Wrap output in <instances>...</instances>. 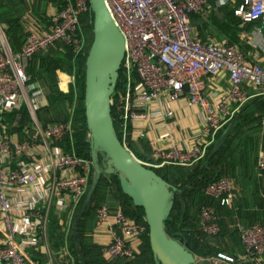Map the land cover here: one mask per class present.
I'll use <instances>...</instances> for the list:
<instances>
[{
  "label": "built area",
  "instance_id": "built-area-1",
  "mask_svg": "<svg viewBox=\"0 0 264 264\" xmlns=\"http://www.w3.org/2000/svg\"><path fill=\"white\" fill-rule=\"evenodd\" d=\"M62 1L64 5L54 15L51 29L43 35H28L22 52L0 48V232L4 235L0 264H30L25 250L47 240L53 210L71 214L66 234L73 232L74 216L93 178L92 160L79 157L73 147L77 105L71 108L69 119L46 127L36 121L34 111L49 103L28 73L30 60L58 45L72 48L78 57L88 45L82 19L90 15L89 1ZM212 1L105 0L126 41L120 87L112 99L117 134L131 151V143L149 138L152 124L161 133L159 139H152L156 148L152 153L154 162H142L147 167H192L201 162L237 113L254 97L264 96V67L249 63L234 45L205 43L192 36L191 16L202 13ZM234 14L245 23H259L264 34V0H240ZM204 76H225L229 89L208 102ZM162 99L179 102L181 109H202L200 124L191 128L186 138L167 147L161 144L177 131L171 122L177 112L162 106ZM25 107L34 120L35 134L23 140L7 136L5 117L14 114V124L18 126ZM261 125L264 133V117ZM68 139L71 152L63 146ZM41 156L47 160L39 159ZM15 160L17 168L12 167ZM257 170L264 175V142L258 150ZM205 194L223 208H235V186L228 178L208 185ZM220 221L216 209L203 207L199 230L207 237H217L221 233ZM29 222L30 238L19 242L18 228ZM97 224L107 225L111 232V242L101 250L106 260L136 258L149 235L146 223L107 206L97 210ZM234 228L244 254H219L213 264H264V222L248 226L236 219Z\"/></svg>",
  "mask_w": 264,
  "mask_h": 264
},
{
  "label": "trees",
  "instance_id": "trees-1",
  "mask_svg": "<svg viewBox=\"0 0 264 264\" xmlns=\"http://www.w3.org/2000/svg\"><path fill=\"white\" fill-rule=\"evenodd\" d=\"M82 29L84 35L86 34L85 37L88 43L87 48L82 55L76 57L72 48L58 45L64 54L63 58L51 59L48 54L45 56H41L42 54H40V56L36 55L29 62L28 73H33V69L30 68L31 61L34 58L39 59L42 70V75L40 76L45 77L48 81L53 95L57 97L55 104L58 106L60 101L71 105L73 103L74 95L72 94L71 96L67 97L58 91L56 85L57 71L62 70L70 74H75L78 101L74 117L75 130L73 135V147L79 157L91 160L90 156L86 155V152L90 150V145L87 142L89 131L86 126L84 104L86 60L93 41V26L90 15L82 19ZM31 75L34 77V79L37 76L34 73ZM119 87L120 81H118L117 90ZM246 106L248 107L246 111L243 114L241 112L238 114L240 115L239 120L235 125L233 133L227 139L219 152L210 160L209 157L214 146L210 148L204 160L192 167H181L174 165H167L161 169H153L148 167L182 192L183 198L180 196L176 197L173 211L170 218L166 222V229L174 236L176 240L185 238V240L190 244L193 254L198 257L207 258L213 254L216 256L218 254V249L222 247H224L222 252L228 253L229 248L227 245H222L219 240V243H213L210 241V239H215L219 237V235L217 237L210 238L205 236L199 230L200 219L197 221L194 216V212L197 211L196 207H213L216 209L219 216L220 213H224L227 216V214L232 211L233 213L239 211L237 204L234 209H227L221 207L219 202L208 198L205 194L208 185L221 178L232 176L235 181L236 188L240 190L242 200L244 202H248L247 200L251 199L248 203L253 200L256 206L264 209V186L262 195L260 191L259 193L257 191L261 180L260 174L257 170V158L261 140V122L262 118L264 117V96L251 99L245 105V107ZM26 109L27 108L25 107L22 112L23 118H25L24 111H26ZM243 109L244 107L242 110ZM112 114L114 117V111H112ZM60 118L61 116L56 122H60ZM67 119H69V117H67L66 120ZM228 126L225 128V130L228 128ZM223 132L218 136V139L222 136ZM63 146L68 152L72 151V143L70 139L65 141ZM129 148L134 156L141 162H154L152 159V153L150 152V146L146 141L141 140L133 142ZM262 176V178H264V175ZM101 204L109 208H116L119 206L128 217L136 220L137 222L146 223L143 209L136 208L133 205L132 200L122 192L119 177H102L99 187L94 195L92 204L88 207L86 213L80 221L79 239L81 250H78L73 233L70 239L72 242V254L75 258V264H155L153 253L150 247L149 235H147V237L144 239V245L139 255L132 260H106L101 256L99 248L90 247L88 245L85 237L83 236V224L85 223L88 216L95 211L97 218V210L100 207H103ZM82 205L78 210V214ZM244 215L245 214H243V216ZM246 215H250V219H255L250 221V224H245L243 222L245 225L249 226L255 223L264 222V213L262 216L261 214L257 215V213H248ZM226 227L228 231L223 233V237H230L229 239L231 243H233V241L236 239V243L234 245L238 246V243L239 241L241 242V240L237 230L233 227L229 228L227 225ZM236 236L238 237V240Z\"/></svg>",
  "mask_w": 264,
  "mask_h": 264
},
{
  "label": "crops",
  "instance_id": "crops-1",
  "mask_svg": "<svg viewBox=\"0 0 264 264\" xmlns=\"http://www.w3.org/2000/svg\"><path fill=\"white\" fill-rule=\"evenodd\" d=\"M239 3L240 0H214L202 13L192 15L190 19L192 36L194 39L205 43L234 45L245 54L249 63L258 64L264 67V34L260 31L259 23H245L235 16L234 10L238 7ZM63 5L62 0H0V48L6 47L11 50L12 53L22 52L28 35H43L51 29L53 17ZM46 54H48L51 59L63 58L64 56L62 50L58 46L52 48L49 52L42 54L41 56H45ZM30 68L33 69V73L37 75L34 79L31 75L33 73L31 72V74L29 73L30 76L36 82L38 89L42 92L43 96L49 103L48 107L35 108V101L31 98V102L35 108L36 121L41 126L46 127L55 123L60 116L61 121L70 117L71 108L74 105H77L78 101L75 74H70L62 70L57 71L56 85L58 91L67 97L72 94L74 95L73 103L71 105L60 101L58 106L55 104L57 97L53 95L48 81L45 77L40 76L42 75V70L39 59L34 58L31 61ZM203 79L206 84L205 95L208 102L215 101L222 97L229 89V81L225 76H220L218 78L204 76ZM255 98L257 97H254L253 99ZM161 105L177 112V118L171 121L177 131L172 139H164L161 144L162 146L167 147L174 142H180L191 133V128L197 127L200 124L202 109L199 106L181 109L179 102L170 103L164 99H162ZM24 112L25 118H23V122L18 126L14 124V114H8L5 117V133L7 136L23 140L29 139L35 134L34 120L28 108ZM239 113H237V116ZM160 135L161 133L158 131L156 132L155 127L152 124L150 127L149 138L144 139V141L149 144L151 153L156 149L152 144V139H159ZM261 138L263 141V130H261ZM159 146L160 143L158 147ZM39 159H42L43 161L47 160V158L43 156L39 157ZM17 162L18 161L15 160L12 163V167L17 168ZM260 177L261 180L257 191L258 193L260 191L262 195L264 178H262L263 176L261 174ZM235 192L236 207L238 202L241 203L242 195L236 186ZM101 205L103 206V204ZM111 209L113 211H118L121 208L118 206ZM247 212L257 213V215L261 214L262 216L264 209L256 206L253 200L251 201L249 208L246 209V213L244 212L246 221L241 218L242 222L250 224L249 222L253 221L255 218L250 219V215H246L248 214ZM75 219L76 217L74 216V221ZM70 220L71 214H62L55 210L52 211L47 240L39 243L37 247L25 250L27 260L30 264H75V258L72 254V245L70 246L65 241L62 246L60 239L61 229L63 228L66 232ZM31 222L33 223L34 221L31 220ZM30 231V222L26 224L22 223L18 228V241L22 242L23 240H29L31 235ZM82 231L88 245L90 247L99 248L100 253L102 248L109 245L111 242V232L109 227L107 225L99 226L97 224L96 211L88 216L83 224ZM3 240L4 235L0 232V244ZM222 245L228 246L229 250L226 255L231 257H239L245 252L240 241L238 246H236L231 243L228 237L224 238ZM141 249L142 247L139 248L138 251L141 252Z\"/></svg>",
  "mask_w": 264,
  "mask_h": 264
},
{
  "label": "water",
  "instance_id": "water-1",
  "mask_svg": "<svg viewBox=\"0 0 264 264\" xmlns=\"http://www.w3.org/2000/svg\"><path fill=\"white\" fill-rule=\"evenodd\" d=\"M93 26V41L86 60L85 118L89 131L90 156L94 173L89 191L74 221L73 234L81 250L79 225L102 177L118 176L122 192L136 208L144 211L149 227V242L155 264H196L185 238L176 240L166 229L177 196L183 194L154 170L148 168L121 142L113 120L112 99L126 57V41L115 24L105 0H88ZM248 107L241 111L243 114ZM236 116L214 145L209 160L215 156L235 129Z\"/></svg>",
  "mask_w": 264,
  "mask_h": 264
},
{
  "label": "rangeland",
  "instance_id": "rangeland-1",
  "mask_svg": "<svg viewBox=\"0 0 264 264\" xmlns=\"http://www.w3.org/2000/svg\"><path fill=\"white\" fill-rule=\"evenodd\" d=\"M86 35V34H85ZM262 139V138H261ZM261 141V143L263 142L262 140H260ZM260 143V144H261ZM260 147V146H259ZM258 159V158H257ZM226 178H228V179H230V180H232V182H234V185H236L235 184V181H234V179H233V177L232 176H230V177H226ZM239 196V195H238ZM242 197V196H241ZM251 199H248L247 201L249 202ZM248 202H244L243 200H242V202L241 203H237V205H238V209H239V211H236V212H234L233 213V211L232 212H230L229 214H227V216L224 214V213H220V218H221V233L219 234V237H217V238H215V239H210V241H212L213 243H221V244H223V242H224V237H223V233H225V232H227L228 231V229H227V227H226V225L230 228V227H233L234 228V225H235V223H236V219H240V218H242L244 221H246V219H245V217L243 216V214H244V212L246 213V209L247 208H249V206H250V203H248ZM202 207H204V206H202ZM201 209L202 208H200V207H196V212H194V216H195V218H196V220L198 221L199 219H200V215H201ZM248 213V212H247ZM77 214H78V212H77ZM77 214H76V216H77ZM224 215V216H223ZM75 216V217H76ZM226 216V217H225ZM232 228V229H233ZM63 229V228H62ZM62 229H61V231H60V239H61V243H62V246H63V243H65V241H66V243L67 244H69L70 246H71V241H70V239H71V236H72V233L73 232H70L68 235L66 234V232L64 231V229H63V231H62ZM237 237V236H236ZM230 238V237H229ZM218 240H219V242H218ZM237 240H238V237H237ZM236 243V239L233 241V244H235ZM237 246V245H236ZM224 249V247H222V248H219L218 249V254L215 256L214 254L212 255V256H210V257H207V258H204V257H198V256H196V264H213V261L214 260H218L219 259V254H224V255H226L227 253H223L222 252V250ZM219 264H222L221 262L219 263Z\"/></svg>",
  "mask_w": 264,
  "mask_h": 264
}]
</instances>
